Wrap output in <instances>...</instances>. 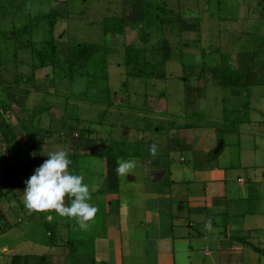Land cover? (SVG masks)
<instances>
[{"label":"rangeland","instance_id":"obj_1","mask_svg":"<svg viewBox=\"0 0 264 264\" xmlns=\"http://www.w3.org/2000/svg\"><path fill=\"white\" fill-rule=\"evenodd\" d=\"M0 7V264L50 250L36 216L42 213L23 201L21 182L30 175L19 173L33 163L34 153L23 148L38 134L57 144L55 151L67 150L72 163L71 149H84L78 172L98 196L119 160L134 162L120 175V190L141 193L151 170L166 178L170 150L182 163L205 146L229 165L239 161L237 125L251 123L245 127L264 134V96L258 92L251 108L244 104L247 83L264 94V79L257 82L264 61L254 63L264 52L257 0H0ZM45 14L55 16L52 23ZM50 39L55 57L42 62L38 51L48 52ZM76 44L89 45L88 57ZM225 71L244 77L235 84ZM220 125L219 141L203 133ZM221 140L225 147L215 154ZM106 147L113 157L105 164ZM10 182L19 183L13 189Z\"/></svg>","mask_w":264,"mask_h":264},{"label":"crops","instance_id":"obj_2","mask_svg":"<svg viewBox=\"0 0 264 264\" xmlns=\"http://www.w3.org/2000/svg\"><path fill=\"white\" fill-rule=\"evenodd\" d=\"M257 3L262 7L264 17V0H257ZM263 61L264 52L254 63ZM247 76H250L248 71ZM263 79L264 70L261 69L257 82ZM244 86L251 93L250 102L244 104L251 108L257 93L264 94L256 89V84ZM239 112L237 109L232 115L237 116ZM231 120L229 125L234 122ZM246 124L251 123L243 121L241 131L236 126L240 132L236 137L239 161L225 165L203 146L192 149V156L188 158L182 157L180 152V163L172 159L175 151L170 150L163 170H159L165 172L166 178L160 179L159 175L156 178L151 170L144 189L135 194L122 192L118 181L120 175L109 171L105 175L104 196L91 194L90 203L96 205L97 213L87 222L86 228L81 227L76 218L61 217L55 211H48L47 221L69 225L66 241L62 242L60 238L59 243L52 242L45 226L47 232L42 241L50 247L48 255L18 254L29 256L31 263L36 264H89L92 261L95 264H264V134L245 127ZM259 124L263 129V121ZM220 127L225 128L220 125L203 133L219 141ZM36 140L38 147L27 152L34 153L33 163L26 168L23 166V172L20 167L19 173L21 170L31 176L46 160L41 157L44 147H49L44 155L58 147L57 144L47 145L41 134ZM63 142L68 145L65 139ZM224 147L223 141L219 152ZM57 149L64 150L62 147ZM107 149L105 164L113 157V152L109 147ZM71 152L75 155V164L70 170L75 168L74 172L79 174L77 157L85 151L73 147ZM92 191L96 192L90 189V193ZM69 203L70 198L66 196L65 204ZM41 213L43 215L37 213L36 216H41L45 225L44 212ZM1 218L6 219V213ZM6 222L9 227L12 225V222ZM73 242H78L74 252L71 251ZM43 256L42 262L36 261L35 258Z\"/></svg>","mask_w":264,"mask_h":264},{"label":"clouds","instance_id":"obj_3","mask_svg":"<svg viewBox=\"0 0 264 264\" xmlns=\"http://www.w3.org/2000/svg\"><path fill=\"white\" fill-rule=\"evenodd\" d=\"M153 155L156 146L151 148ZM46 159L25 181L23 201L29 210L42 212L55 211L61 217L76 218L80 226L86 228L97 208L90 203V187L84 176L70 170L72 160L66 150L48 153ZM134 167V162L119 160L116 168L118 175H125ZM70 203L65 204V197Z\"/></svg>","mask_w":264,"mask_h":264},{"label":"trees","instance_id":"obj_4","mask_svg":"<svg viewBox=\"0 0 264 264\" xmlns=\"http://www.w3.org/2000/svg\"><path fill=\"white\" fill-rule=\"evenodd\" d=\"M1 9L2 8L0 7V11H1ZM42 17L48 19L51 23L53 22V20L55 18V16L53 14H45ZM47 43H48V46H49L48 52L47 51H42V50L38 51L39 57H40V59H41L42 62H44L45 60H47L49 58H54L55 57L54 55H55V51H56V45L54 43V40H51L50 39ZM26 45H28V44L26 43ZM75 46H76V51L78 52V54L81 55L82 58L83 57H85V58L88 57V53H89L88 48H89V45H87V44H83V45L76 44ZM224 73H225V79L229 75H231V79H232V81H234V83L237 82V78L238 77H240L241 79L244 77V73L243 72H235V71L229 72V71H225ZM36 139H37V135H36V137L30 138L29 140H30L31 143L28 145V147H24L23 148V151L24 152L25 151L26 152H30L35 147L37 148L39 144H38V142H37ZM105 153H109V152H105ZM74 164L75 163L73 162L71 164L70 168ZM72 169H74V171H75V168H72ZM13 171L15 172V175L18 177V174L16 173L17 172V169L14 168ZM18 183L19 182H10L9 187L14 189L15 185H18ZM21 184L26 187V183L25 182L24 183L21 182ZM45 226L47 227L48 231L50 232L52 242L59 243V241H60L59 239L60 238H62V240L64 242L66 241L65 240V236L69 234V225H67V224H64V225L56 224V223H52V222H49V221L46 220L45 221ZM237 238H239L240 240L245 241L241 237H237ZM74 243L75 244L73 246H71L72 247L71 248L72 249L71 250L72 252L76 251L77 248H78V242H74ZM11 264H36V263H31V260H30V257L29 256H24V255H21V254H16V255H13L12 256ZM72 264H78V263L77 262H75V263L72 262ZM89 264H95V262L92 261Z\"/></svg>","mask_w":264,"mask_h":264},{"label":"water","instance_id":"obj_5","mask_svg":"<svg viewBox=\"0 0 264 264\" xmlns=\"http://www.w3.org/2000/svg\"><path fill=\"white\" fill-rule=\"evenodd\" d=\"M222 145H223V140H221L220 144L216 148L215 153H218L219 152V150L221 149Z\"/></svg>","mask_w":264,"mask_h":264},{"label":"built area","instance_id":"obj_6","mask_svg":"<svg viewBox=\"0 0 264 264\" xmlns=\"http://www.w3.org/2000/svg\"><path fill=\"white\" fill-rule=\"evenodd\" d=\"M20 220H21V218H20Z\"/></svg>","mask_w":264,"mask_h":264}]
</instances>
